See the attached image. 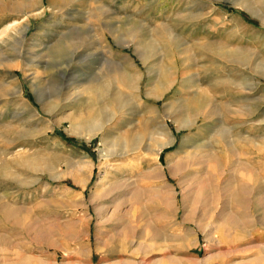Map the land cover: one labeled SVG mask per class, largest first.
<instances>
[{
  "label": "rangeland",
  "instance_id": "rangeland-1",
  "mask_svg": "<svg viewBox=\"0 0 264 264\" xmlns=\"http://www.w3.org/2000/svg\"><path fill=\"white\" fill-rule=\"evenodd\" d=\"M22 1L0 0V31L29 26L25 37L0 39V200L18 208L42 202V222L54 230L49 243L37 242L0 221V234L16 245L0 247V264L25 257L30 264H69L76 257L83 264H264V208L254 211L247 232L224 229L223 237H207L221 224L214 215L223 203L231 206L222 188L248 181L237 165L218 172L213 207L193 208L185 254L156 245V232L170 233L182 222L189 197L169 177L179 218L146 197L139 165L153 157L137 151L140 117L153 122L169 114L179 123L168 121L175 141L160 161L188 162L184 173L193 186L187 191L212 172L213 154L247 165L248 151V166L264 186V0H32L27 15L12 10ZM97 95L104 96L107 120H98ZM183 112L191 123L185 127ZM92 121L102 130L81 134L77 126L86 129ZM192 154L204 164H195ZM119 177L134 190L112 202L109 188ZM147 245L148 262L142 257Z\"/></svg>",
  "mask_w": 264,
  "mask_h": 264
},
{
  "label": "bare ground",
  "instance_id": "bare-ground-1",
  "mask_svg": "<svg viewBox=\"0 0 264 264\" xmlns=\"http://www.w3.org/2000/svg\"><path fill=\"white\" fill-rule=\"evenodd\" d=\"M31 1L32 0H24V1L20 2L19 5L14 4L16 6H12V10L13 9L15 10V8H17V9L19 8L23 13H25L27 15V12L32 11V2ZM19 9L17 10L18 12L20 11ZM30 14L31 13H29V15ZM23 24H25V22ZM19 25L20 24H18V23H14V24H11V25L5 27V29L0 31V39H3L5 37L8 39L9 36H11L9 39H11V38L16 39L17 34L20 35L21 37H25L27 35L26 32L29 29V26H27V24L25 26L22 25L23 27H21ZM13 34H15L16 36ZM123 78L126 79V81L129 83H131V81H135L136 84H138V78L136 80L135 79L133 80L129 76H123ZM104 95H105V92H104ZM98 96L99 95H97V97ZM103 97H104L103 95L98 97L99 100L97 99V106H95V109L99 112V115H100L98 120L105 119L107 116H109V112H107L105 106H103V105H105L103 100H102ZM166 109L168 110V108H166ZM168 111L170 112V110H168ZM89 112H92V110ZM169 112H165V113H169ZM88 117H87V119H88ZM108 118L109 117H107V119ZM107 119H105V120H107ZM147 119H148V117H146V118L144 116L142 118L140 117L139 121H140V127H141V132H140L141 135L139 136V139H138L139 147L137 149V151L138 150L139 151L145 150V153H148L147 155H150L153 157L152 160L142 161L139 165V168H141L140 172L142 173L141 176L148 182V185L144 186V188L146 189V192H145L146 195L145 196L146 197L148 196V198L152 197L156 203H159L160 205L164 206L165 209H170L171 214L173 216L178 217V218H179V212L181 211V208L177 204L178 203V190L176 189V186L171 189V187L173 185L169 184V177L174 181L179 180L177 184H178V187L181 189L180 190L181 194L184 196L188 195V197H189V199L187 198L188 201L186 200L185 197L183 199V213L184 214L182 217V222L179 223L178 220H176L177 222L176 223L174 222V225L172 224L174 228L172 231H170V233H168L169 231L168 232H165V231L156 232L154 237L156 238V241L159 242V243H156V245L160 244V243H163V245L165 244L164 248L168 252V254L170 253L171 250H174V252H175V250H177V251H181L184 253L185 249L187 248V245H188V243H187L188 242L187 241V235H188L187 233L188 232L186 230L185 225L193 222V216H194L193 208L199 207L201 209H205L206 207H213V204L217 200L216 197H218V195H216V197H215V194H217V192H219V190H220V187H218L219 185H216V183H215V181L218 177V172L220 171L221 168L224 169V172H227V171H229V169L232 166H236V165L238 166V168H240V171H243L244 173L247 174L248 181L247 180L244 181L243 184H239L237 187L232 181H230L227 183V186L222 188L223 191H221V193H223L225 196H226L225 193H227L229 195V197L231 199V202L229 201L231 203V206L230 205L228 206L227 202H224L223 205L221 204L223 206L222 210L219 211L218 213L216 211L215 213H217V214L214 215L215 216L214 220H216L219 224L220 223L221 224L217 227H216V225L213 226V223L210 224L211 226H213V229H211V231L207 234V237H211V238L213 237L214 238L215 234H219V236L223 237L224 236V229L227 233L230 232L231 230H235V229H239V230H242L244 232L246 227H250L254 221V220H251V217L253 216L254 211H256V209H258V208H264V186L260 187V185L258 184V181H256L254 179V177H256L255 171L253 170L254 168L249 167L252 163V161L250 159L252 153L250 151L246 152V156H248V158H246V160H247L246 164L247 165H244V164L238 165V163L236 164L235 162H234L235 164L232 165L233 161L230 159H226L220 153L218 155L213 154L212 158L210 157L212 172L210 169L211 173L202 174L201 177L197 179L195 187L192 190L187 191L186 187H188V189H191L193 186L192 177H190L188 174L184 173V169L186 168L185 166L188 165V162L186 163V161L184 159L169 158L167 160V166H164L163 163H161V161H160V157L162 156L161 153L164 152V149H166L168 146H171L172 143L175 141V136L172 135L171 130L168 127V125H169L168 121L170 120V121L175 122V123H179V121H177L175 118L173 119V117L169 116V114L165 115L162 118L156 119L153 122H149V121H147ZM82 120H85V119H82ZM109 121L110 120H108V122ZM89 122H91V121H89ZM86 123H88V122H86ZM100 123H101L100 121L97 123L93 122V124L90 123L89 126L87 125L86 129L81 128V126L85 127L83 125L84 123H82L79 126H77V128L81 129V132H80V129H78V132H80L81 134H84L87 137H90L94 134L96 135V133L101 131L103 128V126ZM180 124L183 126L191 124L189 122L188 114H185V117L180 122ZM181 125L179 127H183ZM245 141L248 142L249 138H247ZM229 144H231V143H229ZM112 146H113V148H112L113 155H115V154L117 155V153L119 152V149H120L119 144L114 143ZM230 148H231V146H230ZM232 149H234V148L232 147ZM225 152H227V150H225ZM231 153H233V151ZM231 153H230V156H231ZM28 158H30V157H28ZM28 158L27 157H21V160L24 163H28V161L31 160ZM193 158L195 159V160H193L195 162V164H197V165L204 164V161H205V159H203L204 157L201 156L199 159H197L196 155L192 154L191 159H193ZM207 160H209V159H207ZM31 162H33V159L27 165H31ZM35 162H36V160H35ZM37 162H38V160H37ZM20 163H21V161H20ZM206 163L207 162H205V164ZM17 164H19V163H17ZM37 165L35 166V164H34L32 167H37ZM233 168L234 167H232V169ZM167 170H168V174H167ZM8 171L10 172L8 167L4 166L3 174L5 176H8V174H9ZM180 176H181L183 182H180V180H181L179 178ZM243 177H245V175ZM18 182H21V180ZM35 183H37V181ZM240 183H241V181H240ZM33 184H34V182H33ZM182 184H184V186H182ZM131 185H132L131 182L127 181L126 179H123L122 177L116 178V180L111 184V187L109 188V193L114 195V196H112V199H111L112 202H117V201L123 200L122 197L124 198V196H125V198H127L130 194L129 191L132 190V189H130ZM184 187H185V189H184ZM34 193H35V196H39L40 190H36ZM134 193H135V191H134ZM137 193H138V191L135 193V195L133 197H137V200H138L139 194H137ZM70 194L71 193H69V195ZM93 198H94V196H93ZM132 199L134 200L135 198H132ZM133 200H131V202H134ZM137 200H135V203ZM15 205H13V203H10V202L2 203L0 200V221L2 223L10 224L16 228L21 227L20 229H22L23 232H25L26 235L31 240H36L37 242L43 241V242L49 243V241H47V239L49 238V234L51 233V231L54 230V228L52 227L53 229L50 231L49 226L46 227L45 223L42 222V217L40 214L42 202L34 203V206L32 208H18ZM242 209L244 210L243 212H241ZM116 210H118V209H116ZM120 210L124 211L121 208H120ZM126 213H127V211H126ZM22 223H23V226H22ZM175 224H176V226L182 225L181 227H183V228H178L175 226ZM172 225H171V227H172ZM221 225H227V226L220 228ZM199 229H200V227H199ZM135 231L136 230H132L131 234L134 235ZM204 231H205V229H204ZM6 233H7V231H6ZM10 233H13V232H10ZM8 234H9V232H8ZM52 234H53V232H52ZM248 235H250V233ZM140 237L143 238L144 236L141 235ZM225 237H226V235H225ZM1 246L2 247L3 246L15 247L16 245L11 244V240H10L9 236H7L6 234H0V247ZM151 248L152 247L147 245L146 249H144V251L142 252V254H143L142 257L146 260V262L150 261V257L152 255V252L150 251ZM81 250H82L81 248L78 251L76 250L77 256L80 254ZM73 259L74 258L71 259L72 262L69 264H83V261L80 260L78 257H76V259H74V260ZM167 259L171 260V258H169V257ZM31 261H32L31 259H29L28 257H25L24 259H21L20 261H18L17 264H30ZM73 261H75V262H73ZM148 263L150 264V262H148ZM39 264H45V263L40 261Z\"/></svg>",
  "mask_w": 264,
  "mask_h": 264
}]
</instances>
